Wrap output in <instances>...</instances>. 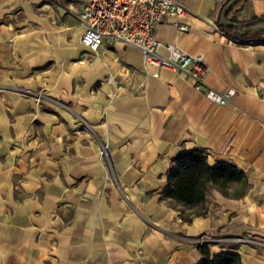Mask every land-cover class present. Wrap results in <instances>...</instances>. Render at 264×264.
<instances>
[{"label": "crops", "instance_id": "1", "mask_svg": "<svg viewBox=\"0 0 264 264\" xmlns=\"http://www.w3.org/2000/svg\"><path fill=\"white\" fill-rule=\"evenodd\" d=\"M88 1L0 0V264H197L201 234L211 254L264 264V42L220 30L227 0H176L186 12L158 24V53L202 54L206 84L235 90L219 105L123 41L83 60ZM253 15L264 0L231 12ZM193 148L245 182L164 199L171 158Z\"/></svg>", "mask_w": 264, "mask_h": 264}, {"label": "built area", "instance_id": "2", "mask_svg": "<svg viewBox=\"0 0 264 264\" xmlns=\"http://www.w3.org/2000/svg\"><path fill=\"white\" fill-rule=\"evenodd\" d=\"M186 12L176 0H89L78 14L83 26L80 42L91 53H97L104 42L123 41L138 47L144 65H156L186 72L193 80V88L215 104L230 103L235 90L217 91L205 82L210 71L202 54H189L175 45H168V55L157 52L156 28L167 16ZM178 29L186 30L184 25ZM111 79V78H110ZM214 241L203 236L199 243Z\"/></svg>", "mask_w": 264, "mask_h": 264}, {"label": "trees", "instance_id": "3", "mask_svg": "<svg viewBox=\"0 0 264 264\" xmlns=\"http://www.w3.org/2000/svg\"><path fill=\"white\" fill-rule=\"evenodd\" d=\"M229 0L219 10L217 23L220 30L233 41L264 42V20L255 21L248 25L243 22L258 20L262 16H251L248 19H238L231 16L234 7L248 0L238 1L228 12L227 25H220L221 13ZM245 172L234 163L221 162L211 165L205 152L199 148L183 151L173 156L167 170V181L162 192L164 199H171L177 203L192 207L202 203L207 191L211 187L225 189L232 182H245ZM198 249L202 255L197 264H241L238 252L223 251L211 254L208 243H199Z\"/></svg>", "mask_w": 264, "mask_h": 264}, {"label": "rangeland", "instance_id": "4", "mask_svg": "<svg viewBox=\"0 0 264 264\" xmlns=\"http://www.w3.org/2000/svg\"><path fill=\"white\" fill-rule=\"evenodd\" d=\"M77 45H79L80 47L79 48H81V51H80V53H79V55H80V57L83 59V60H85V61H89V60H91V58H93L95 55H96V53H91V52H88L82 45H80V43L79 42H77L76 43ZM101 81H110V77L109 76H107L106 78H104L103 80H101ZM36 91L38 92V93H44V91L45 90H43L42 88H38V89H36ZM203 236H204V234H202ZM200 236V235H199ZM205 237H207L206 235H205ZM207 238H209V237H207ZM209 239H211V238H209ZM228 240H230V239H228ZM261 240V242H264V240H262V239H260ZM234 241H238V242H243V239H239V240H234ZM213 241H211V242H208V244L209 243H212Z\"/></svg>", "mask_w": 264, "mask_h": 264}, {"label": "water", "instance_id": "5", "mask_svg": "<svg viewBox=\"0 0 264 264\" xmlns=\"http://www.w3.org/2000/svg\"><path fill=\"white\" fill-rule=\"evenodd\" d=\"M240 0H229L227 2V4L225 5L221 16H220V25L224 26L227 25L229 23L228 19H227V14L229 12V10ZM259 20H264V17H260L258 18V20H253V21H247V22H243L241 23V25H248L250 23H254L255 21H259Z\"/></svg>", "mask_w": 264, "mask_h": 264}]
</instances>
